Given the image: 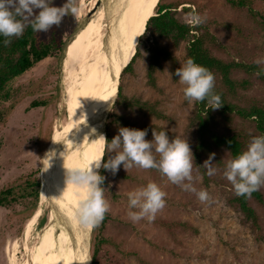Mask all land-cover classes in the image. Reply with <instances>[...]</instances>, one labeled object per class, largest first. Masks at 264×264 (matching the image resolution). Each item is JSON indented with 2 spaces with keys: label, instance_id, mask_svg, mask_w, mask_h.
Here are the masks:
<instances>
[{
  "label": "rangeland",
  "instance_id": "1",
  "mask_svg": "<svg viewBox=\"0 0 264 264\" xmlns=\"http://www.w3.org/2000/svg\"><path fill=\"white\" fill-rule=\"evenodd\" d=\"M65 2L52 0V6L62 7ZM96 2H100L98 7ZM159 2L170 7L172 17L180 24L192 27L189 19L193 13L204 17L205 22L190 34L202 36L215 56L243 63L264 57V0H247L242 9L231 7L225 0H153L150 16L156 14ZM74 7L75 12L64 15L59 25L51 26L47 32H37L38 40L55 42L52 55L9 81L5 86L6 97L0 98V108L7 110L5 121L0 124V189L40 170L51 134L72 119L67 104L79 97L77 93L74 99L67 97L66 84L71 82L74 87L81 85L85 89L92 79L103 81L102 46L107 25L103 0H74ZM38 12L39 9H34V15ZM87 23L90 33L79 41L81 29ZM146 24L136 44L137 54L129 70L122 72L121 91L115 103L99 117V131L107 141L118 135L121 127L146 130L147 140L153 139V131H165L169 140L185 138L193 154L191 183L198 191L206 190L210 200L201 202L195 193L171 183L156 169L133 165L126 170L121 165L115 174L104 169L102 188L110 207L95 231L92 227L91 256L94 233H98L102 240L96 252L98 264H264V209L251 203L260 220L256 231L229 203L232 185L223 176L225 162L231 159L227 150L213 146L208 150L197 148L196 104L184 98L183 85L175 75L185 61L187 41L192 36L177 41L157 34L152 27L146 29ZM72 36L77 39L71 55L68 45ZM63 41L67 44L62 52ZM82 76L85 78L81 82ZM231 76L247 77L239 71ZM248 79L250 86L238 95L264 104V82L257 77ZM34 100L42 103L30 106ZM73 132L54 154L53 184L61 181L64 167L74 159L69 144ZM100 146L101 151L105 150L102 139ZM212 153L217 171L210 176L203 163ZM113 155L106 151V160ZM149 181L157 183L166 193L165 207L151 222L146 219L132 222L127 215L126 193ZM259 188L264 195V184ZM51 212L43 184L30 218L19 203L0 206V264H49L51 251L46 252L49 242L62 248L68 243V233L61 240L55 238ZM66 259V264L74 263L72 244Z\"/></svg>",
  "mask_w": 264,
  "mask_h": 264
},
{
  "label": "clouds",
  "instance_id": "2",
  "mask_svg": "<svg viewBox=\"0 0 264 264\" xmlns=\"http://www.w3.org/2000/svg\"><path fill=\"white\" fill-rule=\"evenodd\" d=\"M34 9H39L34 15ZM74 0H66L62 7L52 6V0H0V36L5 44L11 37H19L26 27L33 31L47 32L53 25H59L64 15L75 12ZM205 18L193 13L189 23L198 26ZM138 36V35H137ZM257 75L264 73V57H257ZM175 75L183 85L182 93L189 102L207 100L210 108H219L221 97L213 92L214 75L205 67L189 58L175 70ZM146 130L121 127L118 135L107 141L100 135L104 149L97 156L87 158L83 164H74L66 169V185L72 187V201L75 219L86 227H96L109 211V202L101 187L104 177L98 170L103 167L115 174L120 166L128 170L133 165L141 169H156L167 179L185 191L195 193L201 202L210 200L206 190H197L193 180V154L185 138L169 140L165 131L152 132V140L145 139ZM115 153L104 160L105 152ZM214 153L203 163L208 175H214ZM223 176L231 183L237 196H247L264 184V135L254 136L247 148L225 162ZM188 181V183H185ZM127 215L132 222L146 219L151 222L165 207L166 193L155 182L149 181L126 193Z\"/></svg>",
  "mask_w": 264,
  "mask_h": 264
},
{
  "label": "trees",
  "instance_id": "3",
  "mask_svg": "<svg viewBox=\"0 0 264 264\" xmlns=\"http://www.w3.org/2000/svg\"><path fill=\"white\" fill-rule=\"evenodd\" d=\"M225 2L231 7L238 9L247 6V0H225ZM155 10L156 14L154 12V15L148 18L146 29L152 27L153 31L157 34L171 37L177 41L184 39V37L192 36L187 41L185 61L191 58L195 63L208 69L215 78L213 92L221 97L222 105L215 109L208 106L207 100L195 102V118L198 128L197 148L201 150H208L210 146L224 148L229 153L230 158L235 157L247 148L254 134L256 136L264 135V104H260L256 100L248 99L244 96L241 98L238 95L240 91H244L250 86L248 77H257L264 82V73L259 76L256 74L259 66L254 62H232L215 56L206 47V41L202 36H197L195 33L190 34V31L197 30L196 26L192 25L191 27L177 22L172 17L169 6L159 2ZM106 30L107 25L105 24V34ZM5 39V37L0 36V98L6 97L5 86L9 81L32 67L36 62L51 56L55 46L54 41V43H45L38 40L37 32L33 31L30 26L25 28L21 36L11 37L10 43L5 44ZM74 39H77V36H72L70 40ZM61 44L62 48L61 46L60 48L63 52L67 41H63ZM109 49V43L106 42L105 44L103 40L102 53L104 54V60L107 56L106 52ZM62 52L59 59L62 58ZM137 52L134 53L124 71L129 70L130 64ZM234 71L243 72L247 77L233 78L231 74ZM41 103V101L34 100L30 103V106H37ZM6 113V109L0 108V124L5 121ZM237 122L241 124L249 123L251 126H238V124L236 125ZM250 128L252 132L249 131ZM103 159L106 160L105 155ZM103 170V167L98 170L100 175H102ZM18 179L22 181L17 182L14 180L9 185L0 189V206L19 203L28 212V217L30 218L40 199L41 179L39 169ZM103 184L104 180L101 187ZM229 203L240 212L254 230H259V216L251 203L264 209V195L260 188L253 191L250 195L237 196L232 187ZM95 228L93 227V231H95ZM169 229L171 230V228ZM98 236V233H94L92 264H98L96 252L99 241H102Z\"/></svg>",
  "mask_w": 264,
  "mask_h": 264
},
{
  "label": "bare ground",
  "instance_id": "4",
  "mask_svg": "<svg viewBox=\"0 0 264 264\" xmlns=\"http://www.w3.org/2000/svg\"><path fill=\"white\" fill-rule=\"evenodd\" d=\"M123 6L124 10L120 16V19L117 20L118 24L115 28L117 36L114 37L111 48H113V50L116 48L117 50L115 45L117 46L118 43V50L123 60V64H125L128 63V61H130L134 55L139 35L146 24L147 18L152 14L154 7L153 0H125L123 2ZM89 29L90 25L88 23L82 27L79 41L85 40L88 33H90ZM74 44L75 40L69 41L68 52L71 55L73 54L75 50L74 48L76 47ZM108 57L109 56H106L103 62V81L98 83L92 79V82H89L85 89L80 85L84 92L80 90V86L74 87V83L68 82L66 84L67 97L74 99L76 93V95L79 96L76 99V102L67 104L69 113L71 114L75 125L79 123L73 134L70 135L69 144L73 147L72 151L74 158L70 165L78 164V160H80V164H83L87 158L97 156L101 153V131H99V117L103 113L100 114V112H102L101 110L93 113L92 107L96 104V102H101L103 100V96H108V90H110L113 85ZM83 77L85 78V76L80 77L82 79L81 82L84 79ZM80 115L83 117L81 118ZM89 116L90 120L86 122L85 118H88ZM83 119H85L84 122H81ZM54 188L60 197L63 198L65 202H67V204L74 207L72 201L75 197L73 195L72 187L66 185V171L64 172L61 181H56L54 183ZM37 216L38 213H35L34 219H36ZM51 221V228H53V231L55 232V238L57 241L61 240L67 231L57 222L55 218H53ZM67 240L68 243L64 248H62L60 244V246H55L54 243L49 242L50 245L47 246L48 248L46 247V252L51 251L49 264L67 263L66 255H68L70 244H72L69 235ZM22 264L27 263L24 262ZM69 264L74 263L69 262Z\"/></svg>",
  "mask_w": 264,
  "mask_h": 264
},
{
  "label": "water",
  "instance_id": "5",
  "mask_svg": "<svg viewBox=\"0 0 264 264\" xmlns=\"http://www.w3.org/2000/svg\"><path fill=\"white\" fill-rule=\"evenodd\" d=\"M124 1L125 0H103V9L105 11L107 23L104 42L105 44L108 42L110 48L113 45L112 41L114 37L117 36L115 28L118 24L117 20L120 19V16L124 10ZM99 5L100 2L95 3L96 7ZM115 47H117V50L116 48L114 50L111 48L106 52L107 56H109V69L111 71L113 85L110 90H108V96H103V100L98 103L96 102V104L92 107L93 113L101 110L102 112H100V114H104L112 107L118 97L121 75L129 61L128 63L123 64V60L118 50V43L117 46L115 45ZM82 117L83 116H81V118ZM85 119L86 122H88L90 120V116ZM85 119H83L81 122H84ZM73 123V119H69L63 128L59 129V131L56 133L51 134L50 140L40 160L39 174L41 186L43 184L47 201L52 212L54 213V218L61 226L65 228L72 242L74 264H92V256L90 251V234L92 227H86L75 219L73 215V207L67 204V202H65L64 199L60 197L52 182L54 154L60 148L61 143L64 142L66 137L79 125V123L76 125Z\"/></svg>",
  "mask_w": 264,
  "mask_h": 264
}]
</instances>
